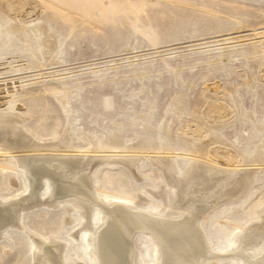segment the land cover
<instances>
[{
	"label": "rangeland",
	"instance_id": "rangeland-1",
	"mask_svg": "<svg viewBox=\"0 0 264 264\" xmlns=\"http://www.w3.org/2000/svg\"><path fill=\"white\" fill-rule=\"evenodd\" d=\"M29 22L58 45L42 73L31 68L50 57L38 49L42 34L38 43L14 41ZM0 110L32 143L83 155L70 172L87 173L102 195L175 216L193 192L211 193L199 221L211 250L224 253L250 230L264 238V158L255 155L264 148V0H0ZM17 153L0 147L7 202L26 187ZM246 161L255 170L243 169ZM40 200L22 226L0 231V264H35L31 234L39 242L79 229L72 202L45 210ZM61 243L65 264H83L75 243Z\"/></svg>",
	"mask_w": 264,
	"mask_h": 264
},
{
	"label": "bare ground",
	"instance_id": "bare-ground-1",
	"mask_svg": "<svg viewBox=\"0 0 264 264\" xmlns=\"http://www.w3.org/2000/svg\"><path fill=\"white\" fill-rule=\"evenodd\" d=\"M10 27L14 28L10 25L5 29L9 30ZM16 34H18L17 39L14 41L18 43V47L26 42L38 43L36 36L42 34L38 49L50 57L47 60L37 59L36 65L31 67L38 68L42 73L44 67L51 63L58 45L44 33L41 26L34 22L18 28ZM31 51L33 55H36L35 48L31 47ZM60 102L65 106L66 100H60ZM221 111L220 107H214L212 110L214 113ZM0 147L6 148V151L9 150L11 153L18 152L14 154V157L26 181L25 189L13 196V198L20 196V199L7 202L9 198L0 197V231L8 226L15 228H18V224L22 226L26 216L23 212L39 205L40 199H43L42 204L47 206L45 210L57 207L64 201L72 202L81 217V220H78L79 229L68 234L67 239L40 237V241L35 242L34 236L29 235L35 264H65L57 255V251L61 249L58 248L59 243L64 244L66 240L71 241V244L75 243L74 248L79 250L80 255L78 261L83 264L85 255L87 256L86 264H134L136 257L141 259V264H215L218 256L231 258L234 264H264V238L258 230H250L239 238H232L223 246L224 253L217 252L213 248L211 250L207 246L199 221L209 203L203 197L207 194L212 195L211 193L200 189L193 192L195 198L187 200L185 207L177 210L174 213L175 216L170 211L164 213L139 207L138 204L132 206L131 203L113 194L102 195L97 191L87 173L80 170L70 172L69 164L76 162L83 155L74 153L72 149L64 146L32 143L25 134L21 133L18 120L4 110H0ZM139 151H146V149ZM255 155L256 160L263 159L264 148H256ZM96 156L99 157L98 154L92 157ZM253 163L254 161H246L242 164V168L255 170L252 167ZM216 164L224 166L222 161ZM205 165L212 166L210 163ZM199 167H201L200 164ZM219 169L217 170L219 173L226 175L229 168ZM239 170L242 171L241 169L237 171ZM194 171L196 170H193L190 177L194 176ZM247 173L242 174L238 182L246 183ZM15 179H18L17 175ZM13 182H15L14 179ZM198 195H200L199 198ZM29 201L31 204H27L26 208L17 206L20 202L29 203ZM84 204L89 206L87 217H84L81 211L85 207ZM67 206L69 211V204ZM72 218L73 216L68 215L66 222H70ZM84 218L86 221L82 224ZM257 237L263 238V242L256 246ZM54 241L58 242L57 245L51 243ZM138 242L142 247L136 254L134 248Z\"/></svg>",
	"mask_w": 264,
	"mask_h": 264
}]
</instances>
